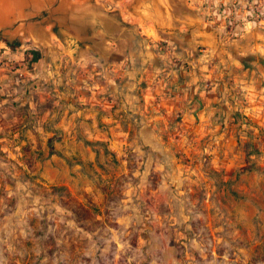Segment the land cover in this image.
Masks as SVG:
<instances>
[{
	"label": "rangeland",
	"instance_id": "1",
	"mask_svg": "<svg viewBox=\"0 0 264 264\" xmlns=\"http://www.w3.org/2000/svg\"><path fill=\"white\" fill-rule=\"evenodd\" d=\"M201 20L145 133L128 87L97 99L65 62L34 83L35 50L0 43V264H264V121L246 110L264 100V0H203Z\"/></svg>",
	"mask_w": 264,
	"mask_h": 264
},
{
	"label": "crops",
	"instance_id": "2",
	"mask_svg": "<svg viewBox=\"0 0 264 264\" xmlns=\"http://www.w3.org/2000/svg\"><path fill=\"white\" fill-rule=\"evenodd\" d=\"M202 1L0 0V43L4 44V39L19 42L15 50L8 46L1 50L17 61L25 60L28 50L41 51L43 56L33 62L31 71L34 83H43L48 73L56 82V74L65 62L64 67L69 65L63 77L67 84L76 80L73 73L79 70L77 79L86 86L87 71H94L97 99L105 87L113 89L115 97L128 87L125 100L121 97L119 101L140 111L143 121L148 120L143 126L145 133L149 127L156 128V117L145 111L160 95L168 94L166 73L173 69L168 62L171 50L190 51L204 32ZM62 41L69 43L62 46ZM74 41L76 45L72 46ZM116 99L111 102L113 106ZM103 100L102 97L99 103L111 104ZM209 103L216 101L208 97ZM246 110L252 119L264 121L262 98L250 97ZM207 111L205 107L197 114L209 116ZM114 115L101 117L114 121ZM185 117L189 119L190 110H185Z\"/></svg>",
	"mask_w": 264,
	"mask_h": 264
},
{
	"label": "trees",
	"instance_id": "3",
	"mask_svg": "<svg viewBox=\"0 0 264 264\" xmlns=\"http://www.w3.org/2000/svg\"><path fill=\"white\" fill-rule=\"evenodd\" d=\"M35 55H34V58L31 59V61H38L40 59V55H39V52L37 51H34L33 52ZM28 54H26V59H28ZM76 208H77V211L78 212H82V211H86V208L83 206V204H81L80 202H77L76 204Z\"/></svg>",
	"mask_w": 264,
	"mask_h": 264
}]
</instances>
